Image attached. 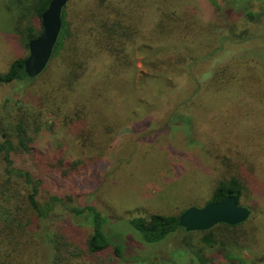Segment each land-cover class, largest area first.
<instances>
[{
    "label": "rangeland",
    "instance_id": "374dc122",
    "mask_svg": "<svg viewBox=\"0 0 264 264\" xmlns=\"http://www.w3.org/2000/svg\"><path fill=\"white\" fill-rule=\"evenodd\" d=\"M97 1L70 0L67 13L72 19L83 17ZM250 1L258 16L257 23L237 15L226 19L214 9L210 0H190L187 10L199 16L201 25L207 28L204 50L210 51L219 44L224 51L221 58L208 59L193 70L186 65L187 75L178 79L179 92L164 99L160 109L151 98L153 85L149 79L152 70L159 68L152 66L148 57L151 53L144 47L147 45L133 49L134 66L126 76L117 78L109 62L97 61L95 68H91L86 77L89 81H83L77 93L82 97L95 94L99 102L95 107L81 101L89 107L82 135L80 129L67 126L57 110L51 114L50 109L56 104L47 92L51 89L41 82L0 86L2 126L14 123L20 111L43 114L45 128L37 137V153L17 154L14 157L17 165L26 166V170L42 180L44 201L50 196H59L70 198L74 206H95L106 218L107 232L116 236V240L125 241L128 264H200L197 256L203 254L199 248H204V256L212 257L211 250L202 244L204 235L201 233L189 235L180 230L159 244L145 247L135 243H141L142 237L129 222L153 214L178 217L190 207H205L218 181L228 173V165L243 164L244 156L251 155L248 146L255 149L264 146V105L257 103L264 101V96L260 93L256 102L249 91L240 88L241 77L246 75V69H242L246 66L232 63L237 71L234 68L231 74L236 78H226L227 84L221 92L206 91L207 80L197 91L194 85L189 87L191 76H210L222 65V60H232L234 53L264 52V0ZM22 10L15 0H0V73L7 72L15 60L28 55L13 33L14 19ZM143 11L149 13L148 8ZM218 21L222 25L216 26ZM251 66L258 67L254 62ZM258 68L264 78V68ZM100 77L103 78L98 79ZM103 93L112 101L114 95L126 100L123 106L129 108L103 111L100 102ZM190 118L196 125L191 135ZM60 162L80 164L81 169L65 175ZM256 186L264 195V184L261 186L257 182ZM244 203L255 206L251 220L237 232L246 249H234L228 255L227 247L226 253L214 260V264H264V209L261 207H264V200L260 202L254 198ZM4 211L9 214L2 202L0 216ZM59 217L54 229L61 234L82 238L84 242L91 236V226L84 220L63 211L59 212ZM214 235L220 243L222 240L227 244L226 228L217 230ZM85 258V264H120L111 250L100 258Z\"/></svg>",
    "mask_w": 264,
    "mask_h": 264
},
{
    "label": "trees",
    "instance_id": "16d2710c",
    "mask_svg": "<svg viewBox=\"0 0 264 264\" xmlns=\"http://www.w3.org/2000/svg\"><path fill=\"white\" fill-rule=\"evenodd\" d=\"M15 1L23 10L21 15L14 19L13 33L29 54V43L42 35L41 16L51 0ZM189 2L190 0H98L83 17L76 16L75 19L67 13L66 7L63 13V31L45 72L36 79H27L25 75L27 55L15 60L7 72L0 73V86L41 82L51 89L47 92L51 93V98L56 104L50 109L51 114L57 110V113L64 117L65 124L80 129L82 135L85 134L83 129L89 114L86 103L98 107L99 102L95 94L82 97L77 93L80 84L89 81L86 77L89 76L91 68L92 70L95 68L97 61L109 62L117 78L126 76L134 66L133 49L139 45H147L144 47L151 53L148 57L152 66L159 68L158 71L152 70L153 74L149 79L153 85L151 98L156 100L159 105L156 107L160 109L164 99L175 95L174 92H179L178 79L187 75L186 65L193 70L201 62L221 58L224 51L218 47L219 44L217 48L214 45L210 51L204 50L203 43L208 40L204 35L207 28L201 25L199 16L187 10ZM210 3L220 16L226 19L228 16L237 15L239 18H247L257 23L258 16L253 12V2L250 0H210ZM143 8H148L149 13L143 11ZM210 33L212 35V32ZM253 53L252 51L234 53L232 60L231 58L222 60V65L210 76L208 74H202L200 77L191 76L189 87L194 85L197 91L203 81L207 80L206 91L221 92L223 86L227 84L226 78L229 80L236 78L231 72L237 71L235 66L237 64L240 67L246 66L242 69H246V75L241 77L240 88L249 91L252 99L257 102L258 99L255 98L260 93L264 96V78L261 77L258 68L260 66L264 68V52ZM249 57L254 59L248 60ZM252 62L258 67L251 66ZM104 95L103 93L102 96ZM116 96L114 95L113 101L109 100L108 95L100 101L103 111L124 110L123 103L126 100ZM81 101L86 103L83 104ZM257 103L264 105L263 100ZM42 118L41 112L36 114L20 111L14 118V123H9L6 127L0 123V209L2 202L9 209V214L4 211L3 217L0 216V264H85V257L100 258L110 250L120 264H128L125 259V241L122 238L116 240V236L107 232L106 218L95 206H74L70 198L63 199L59 196H50L44 201L42 180L36 178L32 171L26 170V166L17 165L14 158L17 154L37 153V137L45 128ZM189 120L188 128L191 135L196 125L194 119ZM232 129L237 131L234 127ZM247 148L251 155L244 156L243 164L228 165V173L218 181L207 205L222 203L235 197L239 205L253 212L255 206L246 205L244 202L254 198L260 202L264 200L261 188L257 190L256 186L257 182L261 186L264 184L262 182L264 146L258 149L249 146ZM256 150H259L258 153L261 151V154L255 153ZM59 166L65 175L81 169L80 164L60 162ZM60 211L89 223L92 234L86 242L82 238L68 237L54 229L60 218ZM180 216L153 214L147 218L132 219L129 222L130 226L142 237L141 243H135L147 247L165 241L180 230L185 231L179 226ZM248 222L236 227L219 225L211 231L202 232L204 235L202 244L211 250L213 255L206 257L204 248H199L198 251L203 254L202 257L197 256L200 264H214V260L226 253L227 247L228 255L234 249H246L241 245V234L237 232ZM223 228L228 230L227 244L222 240L220 243L214 235L217 230ZM245 242L248 243L246 240ZM187 245L193 249L191 243Z\"/></svg>",
    "mask_w": 264,
    "mask_h": 264
},
{
    "label": "water",
    "instance_id": "95a60500",
    "mask_svg": "<svg viewBox=\"0 0 264 264\" xmlns=\"http://www.w3.org/2000/svg\"><path fill=\"white\" fill-rule=\"evenodd\" d=\"M70 0H51L41 16L42 35L28 45L25 75L29 80L41 76L49 66L63 31V13ZM222 25L220 21L216 26ZM252 211L239 205L235 197L205 207H190L179 218V226L187 233H202L219 225L240 226L252 217Z\"/></svg>",
    "mask_w": 264,
    "mask_h": 264
}]
</instances>
